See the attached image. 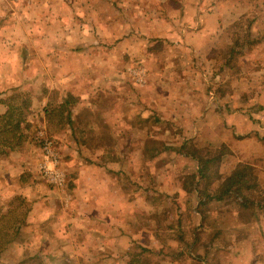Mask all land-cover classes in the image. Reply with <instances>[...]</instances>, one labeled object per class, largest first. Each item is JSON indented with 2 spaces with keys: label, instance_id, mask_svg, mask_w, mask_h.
I'll return each instance as SVG.
<instances>
[{
  "label": "rangeland",
  "instance_id": "374dc122",
  "mask_svg": "<svg viewBox=\"0 0 264 264\" xmlns=\"http://www.w3.org/2000/svg\"><path fill=\"white\" fill-rule=\"evenodd\" d=\"M59 41L69 49L83 45V55L90 56L88 62L80 53L71 57L87 72L79 83L73 81L76 96L88 92L98 99V108L114 105L125 111L131 95L136 127L129 153L136 163L128 188L137 195L134 209L122 208L120 214L119 225L126 229H114L117 224L105 220L96 192L114 175L120 188L128 185L127 141L105 162L94 157L96 151L70 149L65 137L54 133L64 127L65 110L49 112L64 89L46 102L38 100L48 95L56 60L50 50ZM108 48H116L120 57L108 70L110 82L115 81L108 83L111 87L102 85L97 69ZM58 58L64 63L63 56ZM67 73L61 64L58 80L64 83ZM36 79L44 81L43 90ZM7 81L18 85L5 91V103L20 106L24 120L16 133L0 135V264H224L222 254L227 264H246L250 257L248 264H264V230L254 224L264 219L256 206L264 204L260 185L220 202L200 193V216L192 212L193 192L183 198L150 193L159 185L153 184L159 175L153 165L159 162L183 167L179 173L191 191L196 177L187 174L196 169L180 153L194 151L205 158L225 145L216 144L222 134L215 132L218 122L264 111V0H0V86ZM209 92L211 109H204L202 99ZM121 97L122 107L115 102ZM98 116H90L91 123ZM200 118L210 130L201 126L197 135ZM234 124L227 125V134L232 131L240 147L244 142L248 151L264 143L258 133L236 137L234 130L241 128ZM248 136L251 140L243 141ZM45 139L51 140L48 149ZM226 147L230 153L218 173L232 153ZM48 153L56 163L46 159ZM56 171L63 174L61 185L51 182ZM145 175L151 179L145 183L146 197L140 184ZM215 177L201 181V192L215 191ZM180 198L187 204L181 212ZM247 222H253L251 231L244 227ZM258 230L262 238L250 236Z\"/></svg>",
  "mask_w": 264,
  "mask_h": 264
},
{
  "label": "crops",
  "instance_id": "0c3cea01",
  "mask_svg": "<svg viewBox=\"0 0 264 264\" xmlns=\"http://www.w3.org/2000/svg\"><path fill=\"white\" fill-rule=\"evenodd\" d=\"M63 40V39H62ZM61 44L60 45H55L54 47H52V49L50 51L51 52V56H54V63L53 61L52 63V70L49 74L48 77V95L45 94L44 97H39L38 100L40 102L43 101H48L47 99L53 95L56 94L57 90H62L64 89V92L62 93V95H60L59 97V102L54 108L50 107L49 112L50 113H57L59 112L57 109L58 108H62L65 110V121L64 124H62V122L59 124V126L64 125V127L62 129H55L54 133L56 136H61L63 135L65 137V142L68 143V148H75L77 146H80L81 149H88L92 152V154L96 151V154H93L94 157L98 158V159H102L104 162L107 160L106 156L109 155V153H111V156L114 154L115 150L121 149L120 147L122 146L121 143L122 142H126L127 141V147H128V156L126 157V160H123V164L128 166V185L127 186H123V188H120V177H118L117 175H114V177H110V179H104L103 182L101 184H98V189L96 192V197L97 199L102 203V207L100 209V211L102 212L103 216L105 217V220H111L113 221V223H116L117 225H114V229H118L119 227H123L121 225H119L120 223V214L122 212H124L125 210H122V208H127L128 212L130 210V208L134 209V205H136V201L135 198L136 197V191L135 190H131L130 188H128V186L131 185V178L135 177L132 173L131 175V166H132V171L135 167V163L136 160L135 158H131V137H132V133L135 132V117H136V110L134 107V104H132V98L131 95H129L128 97V105L127 108L125 109V111H121L120 109H118L117 107H115L114 105H112L111 107H101L97 106L98 103V99L96 97H92L87 94H80L78 96L75 95L74 91L72 90L71 86L74 85L73 81L75 80V83L77 81H82V79L84 78L83 76V72H85L86 70L83 69L86 67L85 64L81 63L80 65L77 66L78 63H73L72 60V55L73 54H78L80 53L81 58L85 57V61H89V57L88 54H86L85 56L83 55L85 52V48L80 46V47H76L75 49L77 51H73L75 49L73 48H68L66 47V45H63L61 41H59ZM97 49L100 51V48L97 46ZM80 50V52H78ZM84 51V52H83ZM116 48H113L112 50L110 48H108L106 50V52L101 53L103 55L102 57V61L100 62V64H98L97 68L99 69L100 73V79L99 81H101L103 84L102 85H107L108 87H111V85L113 84H108L111 80H113L112 78V73H109L110 71H108L110 69V66H112L113 62H117L120 61V57L118 56V54H114L115 53ZM59 57H64L65 61L64 63L62 62V59H59ZM58 58V59H57ZM97 60V59H96ZM94 61V60H93ZM98 61V60H97ZM82 62V60H81ZM95 62V61H94ZM64 65L66 66V70H68V73L66 74L65 78H64V83L62 82L61 78H59L58 80V76H57V70L59 69L60 65ZM74 64V68H72L70 65ZM92 65V63L90 64ZM121 66V64H120ZM71 67V68H70ZM116 67H119V65ZM75 70V71H74ZM81 70V71H80ZM56 71V73H55ZM85 75L87 74V72L84 73ZM90 75V74H89ZM9 81V80H8ZM8 86H6L5 88H2V86H0V99L2 101H6V98H3L5 91L6 90H10L12 87H15L18 84H9L10 82H8ZM61 81V82H60ZM98 81V80H97ZM33 82V81H32ZM35 82L40 84V87H43L44 81H37V79L35 80ZM115 82V81H114ZM114 82H110V83H114ZM79 83V82H77ZM97 83V82H96ZM83 84V82H82ZM100 83L98 82L97 85H99ZM1 85V84H0ZM42 85V86H41ZM82 89L84 88L86 90V86L81 87ZM43 90V88H42ZM92 92V91H90ZM46 93V90H45ZM57 96V95H56ZM70 96V97H68ZM209 98H204V100L202 99L203 104L205 105L204 109H211V103L213 100L212 99V93L209 92L208 93ZM206 97V96H205ZM264 97V94H263ZM70 98H74L75 104L76 105H72V103L70 102ZM35 102L36 99L32 98ZM114 97L111 98V100L113 101ZM37 100V101H38ZM73 101V100H72ZM73 101V102H74ZM119 101H121L119 104ZM52 102V101H51ZM115 102H118V105L120 107H122L125 103V100L123 97L120 98V100H116ZM114 102V103H115ZM113 103V104H114ZM132 106V108H131ZM124 108V107H123ZM8 109V106L6 103H0V115H3L6 110ZM199 112L200 115L202 116V108L199 107ZM99 113V116H98ZM178 113V112H177ZM97 115L99 118L101 119H97V123H91L89 117L93 116V115ZM120 114V115H119ZM60 117H62V114H59ZM86 117V118H85ZM161 119H163L162 115L159 116ZM233 117H235V115L231 116V120H229L227 117L224 120V125L221 124L220 122H218V129L215 132H221L222 134H220L218 141L216 142V144H225L227 145L230 149H231V154L229 155V157L221 164L222 168L220 170V173L224 174V175H229L232 170L239 164V163H247L249 165L252 166L253 168V173L257 178L258 181V187H262L264 191V143H259L257 144L256 147H254L253 149H248L245 150L244 149V145L245 143L243 141H250L251 138L245 137V139L242 141L243 144L240 147L239 142H236L235 140V136L232 135V131L230 133L227 134V125L234 124L239 125V128H241V130L238 129V127H236L237 129L234 130V133L236 134V137H240V136H244L248 133H254L257 135V133L260 135V137H262L263 132H262V128H260V126L264 127V111L262 112H257L256 116H252L251 114H241L238 115L236 119L237 122H233ZM246 118V120H244ZM256 118V120H254ZM79 120L82 121V124L79 122ZM62 124V125H61ZM198 131L196 130V134L198 135V133L200 134L201 132V126L205 129V130H210V127H208L207 125L209 124L208 121L206 119L200 118L198 120ZM243 126V127H242ZM244 128V131H243ZM212 129V127H211ZM180 131V130H178ZM79 132V134L81 135L80 138H78V135H76ZM230 134V135H229ZM94 137L93 143H90L91 138ZM187 139V138H186ZM211 142V141H210ZM213 142V141H212ZM233 142H236V147L233 146ZM231 145V146H230ZM65 148H67V145H64ZM72 146V147H71ZM133 149V148H132ZM89 152V151H88ZM180 155H184L187 156L189 158H191L190 160L192 162V165H194L195 167V172L193 174H187V175H194L196 177V183L195 186L193 187V189H191V191H189V189H187V185L184 182V177L181 176V173H179V170H183V167H181L179 169V166L176 165H170L168 163H163V162H159L158 164H155L153 166L157 167L158 166V177L156 179V181L153 183L155 185L159 184L158 186H156L154 188V190H147V184L145 183H149V181H151V179L149 181H147V177L146 175L143 177L144 182L140 183L141 185H143V192H144V197H146L148 194L147 192L153 193V194H157V195H169L171 197H182L183 198V194L188 195L190 192L194 193L195 195V199L196 201L194 202L193 206H192V212L196 215V216H200V214H202L201 210H200V193L202 188L200 187V183H201V179L198 175V162L190 155H188L187 153H180ZM123 157V158H125ZM110 162H116L111 160ZM157 162V160H156ZM155 162V163H156ZM167 167H170L169 170ZM135 172V171H134ZM103 179V178H102ZM135 180H133L134 182ZM260 185V186H259ZM260 187V188H261ZM160 189L157 192V189ZM259 188V189H260ZM149 193V194H150ZM182 198H180L177 201H180V208L181 211L183 210H187V204H183L184 201L182 202ZM222 200V199H221ZM216 202H220V201H216ZM259 209H257V213H261V216H263L262 211H264V205L263 204H257L256 205ZM188 209L190 210V208L188 207ZM112 218V219H111ZM109 220V221H110ZM112 223V224H113ZM124 223V222H123ZM254 224H256V228H260L262 227V230H264V219H260L258 221H256ZM126 225V224H125ZM200 224H198L199 226ZM129 227V225H127ZM244 227H247L250 231L253 229V222H247L246 224H244ZM124 229H126L125 227H123ZM263 233H261L260 230H258V232H251V237H258V238H262ZM222 259L225 262L224 264H227V260H228V256L225 254H222ZM250 258H247L246 261H244V263L248 264V261H250ZM244 259L238 260L239 262L243 261ZM251 264V263H249Z\"/></svg>",
  "mask_w": 264,
  "mask_h": 264
},
{
  "label": "trees",
  "instance_id": "16d2710c",
  "mask_svg": "<svg viewBox=\"0 0 264 264\" xmlns=\"http://www.w3.org/2000/svg\"><path fill=\"white\" fill-rule=\"evenodd\" d=\"M9 101L10 100L6 103L8 109L3 115H0V135L16 133L20 130L21 122L24 120L21 107L16 104L8 103ZM5 102L0 99V103ZM45 111H47L46 108ZM229 153V149L226 145H222L214 153H208V156H205V158L197 155L194 151L187 152L188 155L192 156L198 162L197 172L201 180H206V182L209 183L213 177L217 175V177H215L217 181V188L215 191L213 193L201 192L208 200L220 201L229 194L240 192L243 188H256L260 190L257 178L253 173V168L249 164L239 163L232 172L226 176H221V174L218 173L219 164ZM210 171H214V173L210 174ZM246 201L247 200H245V202ZM200 203H202L201 200Z\"/></svg>",
  "mask_w": 264,
  "mask_h": 264
},
{
  "label": "built area",
  "instance_id": "2783aa9c",
  "mask_svg": "<svg viewBox=\"0 0 264 264\" xmlns=\"http://www.w3.org/2000/svg\"><path fill=\"white\" fill-rule=\"evenodd\" d=\"M51 146V140H49V139H45L44 140V147L45 148H47L48 149V146ZM47 152H49L48 150H47ZM48 154H50V153H48ZM49 157H51V159L53 160V162L54 163H56L57 161H56V157L53 155V153L52 154H50V155H48V157L46 158L47 160L49 159ZM57 165V164H56ZM43 169H44V172L45 173H48L50 170L48 169V167H47V164H46V162L43 164ZM63 180H64V178H63V174L61 173V172H55V174H52V179H51V182H54V183H56V184H59V185H61L62 183H63Z\"/></svg>",
  "mask_w": 264,
  "mask_h": 264
}]
</instances>
